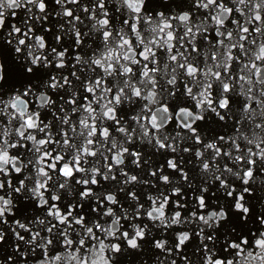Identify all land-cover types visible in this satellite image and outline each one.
Returning a JSON list of instances; mask_svg holds the SVG:
<instances>
[{
	"label": "snow or ice",
	"instance_id": "6c2138e0",
	"mask_svg": "<svg viewBox=\"0 0 264 264\" xmlns=\"http://www.w3.org/2000/svg\"><path fill=\"white\" fill-rule=\"evenodd\" d=\"M0 264H264V0H0Z\"/></svg>",
	"mask_w": 264,
	"mask_h": 264
}]
</instances>
